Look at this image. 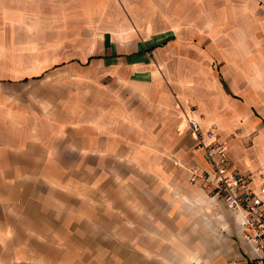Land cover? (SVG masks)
<instances>
[{
	"label": "crops",
	"instance_id": "1",
	"mask_svg": "<svg viewBox=\"0 0 264 264\" xmlns=\"http://www.w3.org/2000/svg\"><path fill=\"white\" fill-rule=\"evenodd\" d=\"M66 2H77L68 11L76 23ZM82 2L91 3L0 0V264L248 256L251 231L215 196L218 178L189 118L216 127L247 173L264 167V132L252 143L254 124L240 129L246 106L189 93L209 79L199 62L191 73L184 62L177 80L172 28L98 31L95 14L79 23Z\"/></svg>",
	"mask_w": 264,
	"mask_h": 264
},
{
	"label": "rangeland",
	"instance_id": "2",
	"mask_svg": "<svg viewBox=\"0 0 264 264\" xmlns=\"http://www.w3.org/2000/svg\"><path fill=\"white\" fill-rule=\"evenodd\" d=\"M90 2L81 3L79 23L86 25L95 19L98 31L130 29L147 36L172 28L177 33L180 50L173 56L177 80L184 73V62L188 63L190 73L192 62H199L201 73L209 79L203 84L190 82L189 93H199L211 104L224 103L226 110L238 111L246 106L247 113L240 109L243 116L240 129L246 123L254 124L255 132L250 136L252 143L264 132V0ZM76 3H65L66 21L70 23L77 22L76 17H69L68 13L73 6L76 10ZM94 14L96 18L93 19ZM65 38L67 45L71 43L67 35ZM223 113L228 117L232 111Z\"/></svg>",
	"mask_w": 264,
	"mask_h": 264
},
{
	"label": "built area",
	"instance_id": "3",
	"mask_svg": "<svg viewBox=\"0 0 264 264\" xmlns=\"http://www.w3.org/2000/svg\"><path fill=\"white\" fill-rule=\"evenodd\" d=\"M189 123L218 178L215 196L223 199L230 210L240 215L244 228L251 231L247 238L251 253L229 264H264V167L252 173L234 168L217 128L213 126L204 131L201 122L194 117L189 118ZM259 178L262 181L257 185L255 181Z\"/></svg>",
	"mask_w": 264,
	"mask_h": 264
}]
</instances>
